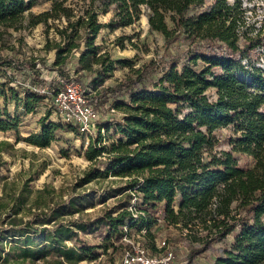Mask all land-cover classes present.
Listing matches in <instances>:
<instances>
[{
  "label": "trees",
  "instance_id": "obj_1",
  "mask_svg": "<svg viewBox=\"0 0 264 264\" xmlns=\"http://www.w3.org/2000/svg\"><path fill=\"white\" fill-rule=\"evenodd\" d=\"M50 1L48 10L32 14L27 11L35 0H0V96L8 87L17 99L11 85L18 81L8 70H22L3 56L4 36L42 25V50L52 53L49 70L56 77L47 81L31 73L27 99L51 100L63 84L74 83L94 108L108 106L120 113L119 122H107L103 134L98 131L88 141L84 158L90 166L79 184L111 176L121 181L124 193L116 207L104 212L100 225L106 234L96 247L66 246L78 236L67 225L50 231L28 227L10 235L23 238L21 264H79L98 249L117 251L128 236L123 227L137 224L153 246L151 229L158 222L176 230L177 241L186 246L187 264L205 254H213L210 264H264V26L250 22L244 1L251 0ZM112 7V17L101 23L99 16ZM144 14L149 32L163 38L166 50L160 56L135 68L132 60L99 52L95 41L102 29L129 27ZM182 41L183 48L168 50ZM117 66L127 73L114 86L105 85ZM112 124L118 139L103 146ZM66 128L78 133L75 126ZM17 129L18 120L0 107V132ZM61 129L44 116L40 131L25 142L47 148ZM24 191L9 195L15 208L10 228L0 227V240L23 224L17 214L25 205ZM132 197L138 199L136 217L128 209ZM7 207L0 204V212ZM74 227L85 232L82 223ZM38 232H47L43 245L30 237ZM219 242L223 246L215 247Z\"/></svg>",
  "mask_w": 264,
  "mask_h": 264
},
{
  "label": "rangeland",
  "instance_id": "obj_2",
  "mask_svg": "<svg viewBox=\"0 0 264 264\" xmlns=\"http://www.w3.org/2000/svg\"><path fill=\"white\" fill-rule=\"evenodd\" d=\"M50 6V0H35L34 5L27 13L39 14L48 10ZM244 6L250 9V22L255 21L258 27L264 26V0H251L250 3L244 1ZM112 15L113 7L106 15H100L99 21L107 23ZM53 36V31L50 30L49 37L52 38ZM116 39L119 41L116 42ZM44 41L45 35L42 25L18 32L9 31V35L3 38L5 44L3 56L14 59L18 65H22V70L20 72L12 68L8 70V76H12L18 81V84L11 85L18 95L17 99L11 98V93L7 91L8 87L0 96V107L5 108L11 117L18 120L17 133L13 131L0 132V143H6L0 146V204H8L7 209L5 207L0 212L1 229L8 230L10 228L8 219L12 218L15 208H10L14 198L9 195L21 193V190L25 188L23 192L25 205L22 206V211L17 214V219H22L23 224H20L19 228H12L10 234L3 233L1 236L0 264H21L18 259V251L23 238H15L10 235H20L19 229L27 231L28 227L37 231H41L44 227L46 231H50L55 226L67 225L78 236L66 241V246L79 249V247L101 245L103 235L106 234L105 227L100 225L102 216L104 212L116 207L124 193L121 181L111 176L79 184V179L90 166V163L84 158L87 145L85 139L79 133L69 131L66 128L67 125L60 122L54 113L50 99H41L37 102L27 99L28 93L26 91L33 87L31 73L37 72L40 77L47 81L56 77L52 73L53 71L49 70V64L53 57L52 53H45L42 50ZM95 44L100 47L99 52H108L113 60H132L135 68L150 59H156L166 50L163 38L158 34L149 32L146 14L129 27L102 29ZM185 45L182 41L170 46L168 50L175 53ZM31 64L34 65V69H31ZM127 71V68L117 66L112 77L105 80L104 84L114 86ZM107 107L95 108L99 116L100 127L109 121L114 123L121 119L120 113L111 112L110 109L112 108L107 110ZM44 116L48 117V121L62 125L63 129L55 133V139L49 147L40 149L25 142V138L40 131V120ZM220 133L224 135L228 132L223 130ZM106 137L110 138V141H105ZM117 139L118 136L114 135L112 124L108 132L104 133L102 145L108 146L110 142ZM103 168L104 166H101V169ZM3 188L8 196H3ZM131 200L128 209L132 211L133 217H136L135 208H130ZM53 213L56 215L51 216ZM51 217H54V221L46 223L45 221ZM77 222L85 225L84 233L74 227ZM24 223L28 226H25ZM41 224L44 225L41 226ZM126 230L128 236L122 240L125 244L123 248L117 251L112 248L107 251L98 249L79 264H118L131 243L144 246L150 254H157L159 252L157 246L162 240H165L173 251V264H187L186 246L177 241V232L172 227L158 222L151 229L154 234L153 246H151L150 239L144 238L143 234L139 232L138 224ZM46 233L38 232L31 234L30 237L35 243L43 245ZM222 246L223 242L215 245L217 248ZM212 255L205 254L197 258L194 263L210 264ZM23 264L44 263L42 261H27Z\"/></svg>",
  "mask_w": 264,
  "mask_h": 264
},
{
  "label": "built area",
  "instance_id": "obj_3",
  "mask_svg": "<svg viewBox=\"0 0 264 264\" xmlns=\"http://www.w3.org/2000/svg\"><path fill=\"white\" fill-rule=\"evenodd\" d=\"M40 92H46L42 89ZM51 105L54 113L60 122L64 125H72L77 128L81 137L86 141L96 138L98 131L103 134L100 127L99 116L81 92L79 85L74 83H65L62 89L58 91L51 99ZM114 112L113 109H110ZM100 128V129H99ZM138 199L131 200L130 208L137 205ZM123 230L127 232L126 226ZM144 235L145 231H140ZM159 252L150 254L148 250L136 243H131L127 251L124 252L118 264H173L174 254L169 244L162 240L157 246Z\"/></svg>",
  "mask_w": 264,
  "mask_h": 264
},
{
  "label": "crops",
  "instance_id": "obj_4",
  "mask_svg": "<svg viewBox=\"0 0 264 264\" xmlns=\"http://www.w3.org/2000/svg\"><path fill=\"white\" fill-rule=\"evenodd\" d=\"M54 74V76H56L55 72H52Z\"/></svg>",
  "mask_w": 264,
  "mask_h": 264
}]
</instances>
